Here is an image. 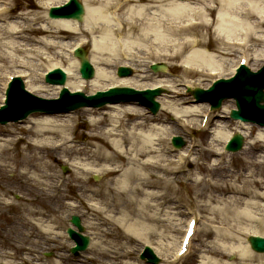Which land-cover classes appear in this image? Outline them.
Listing matches in <instances>:
<instances>
[{
  "label": "bare ground",
  "instance_id": "obj_1",
  "mask_svg": "<svg viewBox=\"0 0 264 264\" xmlns=\"http://www.w3.org/2000/svg\"><path fill=\"white\" fill-rule=\"evenodd\" d=\"M8 1L0 0L3 89L7 85L6 71L19 76V67L28 72V90L44 98L57 96L63 87L89 95L114 86L140 90L162 87L169 92L158 97L162 112L172 115L175 125L190 128L198 125L197 118L209 104L186 106L192 100L180 86L206 87L208 81L209 85L218 76L234 73L240 64L226 73L228 66L219 56L235 54L236 46L241 54L239 61L246 58L252 69L264 63V0H83L85 13L80 22L72 17L50 19L45 15L52 5L66 0H37L35 7H44L46 12L27 10V6L17 14L12 13L14 8ZM67 40L74 43H65ZM236 40L245 42L237 45ZM64 46L88 47L87 58L96 70L93 78L80 75L79 61L72 57V51L70 57L61 51L66 60L63 55H50ZM160 61L182 67L181 81L162 79L161 72L151 73L149 67ZM44 63L66 71L65 86L40 84H46L37 76ZM121 65L136 71L129 76H114L107 70L111 66L116 74ZM226 102L232 104L234 100ZM148 109L138 102H122L65 113H36L26 120L0 125V172L11 174L9 184L17 183L26 191L22 196L26 204L21 206L0 190V211L10 209L15 214L8 225L21 238L18 244L4 243L9 250L0 253V264H11V259L14 264L17 260L21 264H46L30 240L37 238L33 232L36 228L51 238L55 226L46 221H53L62 208L72 213L82 209L85 226L93 230L81 264H133L125 260L133 254V242L150 243L154 235L162 237L159 226L170 222L169 217L162 218L163 212L173 202L170 194L178 192L173 183L180 182L193 151L178 149L176 160L174 149L166 141L178 129L170 121L169 127L164 126L160 113L151 116ZM81 115L90 125L82 142L74 127V118ZM216 116L212 113L208 123ZM223 117L214 121L217 132L209 147L203 149L202 162L196 161L202 177L189 185L197 198L205 199L204 206L210 207L214 201L222 204L211 208L222 223L216 227L210 221L203 231L199 264H264V253L255 252L248 242L252 235L264 237V204L247 198L250 195L264 201V126L229 119L227 114ZM235 123L236 131L249 139L243 156L234 169L224 164L223 158L210 163L220 155L217 145L225 144L234 133L224 129ZM60 159L74 169L72 179L55 170L54 162ZM95 173L102 176L97 175V182L91 181ZM70 185L76 194L67 196L65 188ZM152 187L161 190L155 192ZM65 197L75 201L62 203ZM199 225L184 258L192 252ZM175 244L161 242L159 257L167 256L168 260ZM177 250L174 262L169 259L164 264L179 263ZM232 256L233 261H226ZM56 257L48 263L65 261L63 255Z\"/></svg>",
  "mask_w": 264,
  "mask_h": 264
},
{
  "label": "rangeland",
  "instance_id": "obj_2",
  "mask_svg": "<svg viewBox=\"0 0 264 264\" xmlns=\"http://www.w3.org/2000/svg\"><path fill=\"white\" fill-rule=\"evenodd\" d=\"M62 1V0H60ZM83 1V0H81ZM8 2H10L12 4V7L14 9L13 10V14H17V13H21V11H25L24 9L28 6L27 10H41V12H46L47 9H44V7L41 8H36V3L37 0H9ZM46 16H48V13L45 14ZM49 17V16H48ZM71 40H67L65 41V43L70 42ZM74 43V41H71V44ZM253 43V42H252ZM254 45V44H253ZM260 46V45H259ZM68 46L67 48L64 46V49H62L61 47L56 48L55 51H52L50 53V55H54L58 54L59 57L62 56L63 54L61 53V51L63 53L66 54V56L68 57ZM235 49V48H234ZM236 50V49H235ZM236 51L235 54L233 55H226V56H222L220 55L219 58L223 61V64H225L226 66H228V70L226 73H228V71L231 70V67L234 64L239 63V56L240 53ZM67 57H64L63 55V59L66 60ZM226 57V58H224ZM158 63H163V64H167L168 65V72L167 73H163L161 72V74H163L161 76L162 79H172L175 78L176 80H180L182 79V67L177 66V67H173L172 65L168 64L165 61H160ZM263 64V63H262ZM261 64V65H262ZM48 64H43L40 66L39 70H38V75L43 74V71H45V69H48L49 66H47ZM118 68V67H117ZM25 67H19L16 68V71H21L23 72V70H25ZM107 70L109 72H112V74L115 76H117V73H114V68L111 66H107ZM136 71V69H135ZM27 72V71H26ZM26 72H23L22 74H26ZM6 80L8 79L9 75L10 76H14V73L16 74V72H12V71H6ZM28 73V72H27ZM152 73V72H151ZM167 74V75H165ZM24 81H26L27 78L24 77ZM210 79V78H209ZM43 81V80H41ZM1 82V81H0ZM209 83V81H208ZM207 83V85H208ZM44 86H48L47 83L43 84L42 82L40 83ZM25 85L27 87V83L25 82ZM52 86V85H51ZM1 87L2 84L0 83V105L4 102V93H1ZM181 88H183L182 91H184V94L187 98L190 97V99H192L191 94H189L187 92V90H185L184 84L182 86H180ZM202 87V86H201ZM207 87V86H206ZM28 88V87H27ZM54 88V87H51ZM205 88V87H204ZM170 91V90H169ZM167 94L169 93L168 90L166 92ZM3 94V95H2ZM57 97V96H54ZM234 100V99H231ZM227 101V100H226ZM225 101V102H226ZM227 103V102H226ZM226 103H224V105L217 111H215V114L218 115L216 117L213 118L212 122H210L209 127H207V125L203 124V126H201L200 124V120L203 118L202 115H200L197 119L198 125L195 127H190L188 129H184L181 125H175V119H172V115L168 114V113H163L162 110H159L158 113H160V116H162V121L164 122V126H168L171 124L174 126V129H178V133H172L173 135H177V136H182L184 138V140L186 141V147H189L191 145V142L193 139H196L198 144H201V147H195L197 150L194 152V155L191 156V158H189L191 161L190 166H186L185 167V171L184 173L181 175V179L180 182H174V186L177 187L178 192H173L170 194V197L173 199V202L169 203L168 205H166L165 210L163 212L162 218L164 217H169L170 222L167 223V221H164V225H160L159 229L161 230V232L163 233V235H161L162 237H158V235H154L151 238V242L150 244L154 246V249L156 250V252L159 254V249H158V245H161V242L165 245V244H175L178 239L179 236L182 234L183 232V225L184 222L186 221L187 218H189V216L191 214H196L197 216H199L201 218L200 221V229L197 233V238L195 239L194 243H193V249L192 252L186 256L185 259L181 260L179 263L176 264H199V260L201 259L199 257L200 255V244L201 241L204 239V237H202V233L205 230V228L207 227L208 224H210V221H213L212 225L213 226H221L222 220L221 218H219L217 215L213 214V211L211 210V208L214 207H221L222 204L219 201H214V203L209 204L210 207L204 206L205 203V199H199L194 195V189L191 188V186H189L191 183H193L194 179H200L202 177V175H200V172H198V169L196 168V161L198 162H202L203 157H202V152L203 149H206L209 147V143L211 142L212 138L216 135L217 132V124L214 123L218 122L220 119L224 118L223 116H227L230 119V109L236 107L235 104L236 102L231 103H227L229 105V108H227ZM200 104V103H199ZM199 104H195V103H189L186 106L189 105H195L198 106ZM201 104L205 105V102H201ZM163 106V105H162ZM226 107V108H225ZM80 110V109H79ZM203 113V112H202ZM151 116H153L152 114H150ZM214 115V114H213ZM75 119V134L78 135L79 140L85 141V135L87 133V131L89 130V123L87 119H84V116H77L74 118ZM26 120V119H25ZM165 120H167V122H165ZM170 121V124H168ZM18 123V122H17ZM167 123V124H166ZM237 123L232 124L231 127H227L226 129H224L227 132H231L233 131V134H236L237 131ZM200 128V129H199ZM171 132V131H170ZM169 132V133H170ZM172 134L168 135V140L166 141V145L167 146H171L172 148L174 146H172L171 144V138H172ZM191 134H194L191 135ZM249 139H245V145H246V141ZM225 144L221 143L220 145H217L218 151L220 152V155L214 156L212 158V160H210V163L212 162H216L218 159H222L224 160V164H228V166L231 169H234L235 165H237V162L239 160V158L241 156H243V149L242 148L241 151L239 152H228L226 153L225 150ZM244 145V146H245ZM224 151V153H223ZM173 153V152H172ZM177 152L173 153V156L176 154ZM175 157V156H174ZM173 157V158H174ZM176 159V157H175ZM52 162V161H51ZM53 163V162H52ZM209 163V162H208ZM55 164V170L57 171V173H59L60 175L64 176L65 178H69L72 179L71 177L74 175L73 171L74 169L72 168V166L70 165L69 162H66L65 160H56L54 162ZM63 167H67L68 171L63 170ZM96 174V173H95ZM95 174L91 175V181L93 182H97L98 179H95L96 176ZM98 175V174H96ZM100 176V175H98ZM102 178V176H100ZM199 177V178H197ZM12 179V175L11 174H4L0 172V190H2L3 193H7V195L5 196L7 199L12 200L13 202H15L16 204H19L21 206H24V204H26V199H22V196L26 193V191H24L23 189H21L19 187V184L17 183H13V184H9L11 182ZM74 183V182H73ZM179 184V186H178ZM5 188V189H2ZM7 187V188H6ZM155 192H160V188L158 187H152L150 188ZM10 190V193L8 192ZM76 189L73 187V185H70L68 187L65 188V192L66 195L69 196L70 194H76ZM176 196H181L183 197V200L179 199ZM65 201L64 202H73L75 200H73L72 197H65ZM248 199H251V201H258V203H262L264 204V201L258 199V198H254V197H250V195L247 196ZM67 204V203H66ZM190 212V213H189ZM59 216H54V220L50 221L47 220L46 223H50V224H54L55 226V230L54 233H52L51 238L47 237V232H42L40 231L38 228L34 229L33 232H35V234H37V238H32L30 240V244L35 247V249L37 248L38 253L40 255V258H42V261L45 260L46 264H49V261H53L57 259V255H63L65 257V263L63 262L62 264H81V261L83 260V254H86V251L80 252L79 255H74L73 253H71V239L68 236L66 230L69 226H71L70 223V219L71 216L76 214L79 215L81 217V220L83 222V225L85 226V219L86 217L83 215L82 209H79L78 211H75L74 213L70 212V210L68 208H62L61 211L59 212ZM72 213V214H71ZM15 214H13L12 212H10V209L8 211H4V213H2L0 211V253L3 252L4 250H9L7 247V244H4L6 242H14L16 244L20 243L21 238L18 235V232L14 229L11 232L12 226H9L8 223L10 222V216H14ZM45 223V224H46ZM92 231L91 229H88L85 226V233L87 235H91L92 238ZM172 242V243H171ZM133 246L132 249H134L133 254H131V256L125 260H128L130 262H132L133 264H146L143 261L140 260V252L143 248V244L142 243H138V242H133V244H131ZM171 247V246H170ZM49 253L50 256H46L45 253ZM172 252H174V250H172ZM57 253V254H56ZM60 253V254H59ZM170 258H168V260L166 259V257L161 256L162 259V264L166 263L167 261H172L171 258L174 259L175 255H169ZM1 258V256H0ZM20 258V257H19ZM233 261L234 257H229L228 259H226V261ZM14 260L11 259V264H14L13 262ZM16 264H21V261L17 260L15 261ZM29 264V263H26ZM34 264V263H33Z\"/></svg>",
  "mask_w": 264,
  "mask_h": 264
},
{
  "label": "water",
  "instance_id": "obj_3",
  "mask_svg": "<svg viewBox=\"0 0 264 264\" xmlns=\"http://www.w3.org/2000/svg\"><path fill=\"white\" fill-rule=\"evenodd\" d=\"M84 12V8L82 7V4L78 2V0H73L70 5H67L62 8H54L52 9L50 15L51 17H73L77 18L79 20L82 19V14ZM86 52L82 51L80 54V58L82 60V68L81 72L84 78H89L93 75L94 70L93 66L91 65L90 61L88 58H86ZM160 67L156 65L155 69H159ZM120 72L122 74H130L131 70L125 68H120ZM59 77L55 79H51L53 82L57 83H63L64 78L66 75L59 71L58 73ZM221 83L216 84L213 88H210L208 90H204L202 88H198L195 90V93L197 94L198 98L204 100V99H210L213 101V99H216L215 103V108H219L221 105V100L224 98H228L229 96H232L238 101L239 105V111H236L233 109L232 112V117L235 119H242L245 121H257L261 125H264V68L263 70L259 71V73H254L251 70L248 69H241L239 72V75L235 79H231L229 81H220ZM230 83V84H228ZM229 85V86H225ZM223 86L226 88H230L229 92L222 91ZM163 89L157 88L155 90L153 89H147V91L143 92H137L133 89H115L111 92L110 95L112 94H133L137 95L138 93L140 96L144 97V103L149 104L155 111L158 110L160 107L159 103L156 102L155 97L157 94L161 93ZM12 92V95H10V99L7 103L9 105L5 109H10L13 106V102L16 100V92ZM72 96L71 94L69 95L68 90H64L63 96ZM76 96L82 97L85 100L89 99H99V98H104L108 94L107 93H98L97 96L94 97H85L83 93H77L75 94ZM12 98V102H11ZM218 99V100H217ZM18 101V100H17ZM106 101V100H104ZM263 102V103H262ZM22 103L26 105L21 112L13 114L9 117H6L2 119V122H6L9 119H14L17 120L19 118L26 117L29 113L32 111L36 110H65L61 107H55V108H46L43 106H38L37 104H33L32 102L22 99ZM87 102H75V104H72L70 108L66 109H74L77 107H80L82 105H85ZM89 104H93L90 102ZM95 104V103H94ZM99 104V103H98ZM175 143L179 146H181L182 143L178 144V138L174 139ZM230 147L231 150L237 151L242 148L243 145V135H237L235 136L232 141L230 142ZM72 223L76 224L80 230H83V226L81 225L80 218L78 216H74L72 219ZM69 233L73 237H77L79 240V246L73 248L74 253L78 251V249H86L88 244H89V237L84 236L81 233L75 232L73 229H69ZM251 244H253V247L256 250H262L264 251V239L257 236V237H251L250 238ZM152 253V252H151ZM151 261L158 262L157 258L151 257Z\"/></svg>",
  "mask_w": 264,
  "mask_h": 264
}]
</instances>
